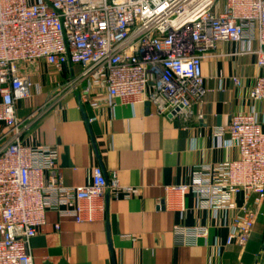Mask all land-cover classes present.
<instances>
[{
	"label": "built area",
	"instance_id": "built-area-1",
	"mask_svg": "<svg viewBox=\"0 0 264 264\" xmlns=\"http://www.w3.org/2000/svg\"><path fill=\"white\" fill-rule=\"evenodd\" d=\"M221 41L257 42L264 68V0H0V122L12 135L0 151V264H34L30 242L49 210L93 222L105 211L107 189L119 190L116 176L109 182L99 165L87 185L64 187L57 151L22 142L16 103L35 85L18 74L17 63L70 67L61 90L77 92L92 107L149 103L156 114L180 118L206 94L202 60ZM250 96L264 100V76ZM227 134L226 146L237 148L238 157L168 186L164 204L183 214L193 193L199 208L236 209L226 244L245 248L264 215V131L252 111L235 114ZM174 231L181 245L210 234L208 227Z\"/></svg>",
	"mask_w": 264,
	"mask_h": 264
},
{
	"label": "crops",
	"instance_id": "crops-1",
	"mask_svg": "<svg viewBox=\"0 0 264 264\" xmlns=\"http://www.w3.org/2000/svg\"><path fill=\"white\" fill-rule=\"evenodd\" d=\"M258 47L257 42L221 41L207 52L202 60L206 94L180 118L156 114L149 103L116 100L113 107H92L77 92L61 90L70 67L18 62V74L35 85L29 98L16 103L22 142L57 151L64 187L87 185L98 165L109 182L115 175L119 185V190L107 189L105 211L93 222L49 210L30 242L34 264H264V215L241 248L226 244L236 209L199 208L193 193L185 198L183 214L164 204L168 186L187 184L204 167L238 157L237 148L226 146L235 114L256 112L264 131V100L250 96L264 76ZM6 132L0 122V151L12 136ZM48 176L45 172L46 182ZM233 199L239 207L244 203L241 194ZM177 226L208 227L210 234L197 244L181 245Z\"/></svg>",
	"mask_w": 264,
	"mask_h": 264
}]
</instances>
